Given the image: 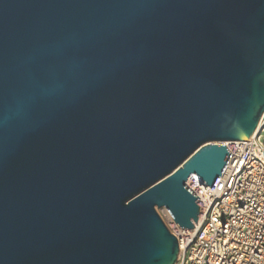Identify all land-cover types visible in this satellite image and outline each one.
Returning <instances> with one entry per match:
<instances>
[{
    "label": "water",
    "instance_id": "water-1",
    "mask_svg": "<svg viewBox=\"0 0 264 264\" xmlns=\"http://www.w3.org/2000/svg\"><path fill=\"white\" fill-rule=\"evenodd\" d=\"M264 112V0H0V264H175Z\"/></svg>",
    "mask_w": 264,
    "mask_h": 264
},
{
    "label": "built area",
    "instance_id": "built-area-1",
    "mask_svg": "<svg viewBox=\"0 0 264 264\" xmlns=\"http://www.w3.org/2000/svg\"><path fill=\"white\" fill-rule=\"evenodd\" d=\"M257 127L226 146L231 155L213 189L188 177L199 207L193 228H178L163 210L178 243L175 264H264V112Z\"/></svg>",
    "mask_w": 264,
    "mask_h": 264
},
{
    "label": "rangeland",
    "instance_id": "rangeland-1",
    "mask_svg": "<svg viewBox=\"0 0 264 264\" xmlns=\"http://www.w3.org/2000/svg\"><path fill=\"white\" fill-rule=\"evenodd\" d=\"M263 136H264V132H263ZM163 210H164V209H158L157 212H158V214L160 215V217L162 218V220H165V219H164V216H163Z\"/></svg>",
    "mask_w": 264,
    "mask_h": 264
},
{
    "label": "bare ground",
    "instance_id": "bare-ground-1",
    "mask_svg": "<svg viewBox=\"0 0 264 264\" xmlns=\"http://www.w3.org/2000/svg\"><path fill=\"white\" fill-rule=\"evenodd\" d=\"M257 129H258V127H257ZM256 129V130H257ZM226 146H229L230 145V142H226V143H224Z\"/></svg>",
    "mask_w": 264,
    "mask_h": 264
}]
</instances>
